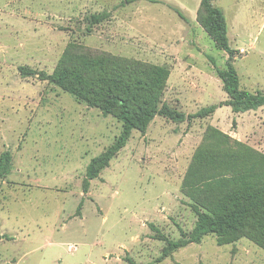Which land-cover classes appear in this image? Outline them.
I'll use <instances>...</instances> for the list:
<instances>
[{
  "label": "rangeland",
  "instance_id": "1",
  "mask_svg": "<svg viewBox=\"0 0 264 264\" xmlns=\"http://www.w3.org/2000/svg\"><path fill=\"white\" fill-rule=\"evenodd\" d=\"M201 1L0 0V154L11 156L0 177V264H264L253 240L221 244L214 234L161 258L197 220L182 181L207 127L264 154V106L233 113L223 104L181 122L155 116L84 192L87 165L121 122L47 79L72 45L166 66L160 105L186 116L226 101L216 68L228 54L199 23ZM212 3L225 17L240 88L264 93V0Z\"/></svg>",
  "mask_w": 264,
  "mask_h": 264
},
{
  "label": "trees",
  "instance_id": "2",
  "mask_svg": "<svg viewBox=\"0 0 264 264\" xmlns=\"http://www.w3.org/2000/svg\"><path fill=\"white\" fill-rule=\"evenodd\" d=\"M213 0H202L198 21L215 45L228 54L224 69L216 68L227 99L184 115L161 103L170 70L162 65L116 57L108 53L75 51L69 45L47 79L77 100L97 107L102 115H114L121 122L115 142L86 167L83 191L88 181L98 177L110 159L126 144L132 130L145 133L155 116L163 115L174 122L185 118H205L223 104L233 113H243L264 106V93L240 88L238 74L231 64L234 50L227 37L223 11ZM107 16L106 12L91 16L93 24ZM213 60V59H211ZM200 145L188 166L182 189L193 202L197 220L188 235L168 240L161 258L173 250L197 243L214 234L221 244L247 237L264 248V154L228 134L207 127ZM11 166L7 151L0 154V177Z\"/></svg>",
  "mask_w": 264,
  "mask_h": 264
}]
</instances>
